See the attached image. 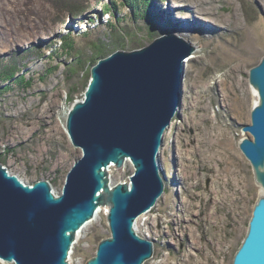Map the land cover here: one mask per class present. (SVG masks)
I'll return each instance as SVG.
<instances>
[{"label":"rangeland","instance_id":"rangeland-1","mask_svg":"<svg viewBox=\"0 0 264 264\" xmlns=\"http://www.w3.org/2000/svg\"><path fill=\"white\" fill-rule=\"evenodd\" d=\"M81 1L88 3L76 11L65 0H0V163L28 184L50 181L61 194L69 171L83 154L72 143L66 121L74 102L84 97L91 60L101 58L96 46H104V57L117 49L143 46L161 34L186 33L183 38L194 50L189 64V56L184 60L182 103L160 150L164 193L151 212L136 220V231L153 242V257L144 264H233L260 193L239 141L250 135L242 129L251 122L254 99L249 71L264 57V0H214L207 5L203 0L192 7L186 0ZM235 12L240 24L223 22ZM194 17L209 30L193 25ZM118 34L122 42L116 41ZM249 37L255 41V52L241 50ZM235 62L241 65L238 78L246 83L247 102L242 108L226 96L236 110L227 115L219 95L225 90L215 84ZM191 82L199 87H191ZM205 82L210 85L203 86ZM192 96L199 100L197 108ZM178 130L181 137L176 136ZM194 133L209 142L204 156L191 140ZM228 161L240 179L231 175L228 181L222 173L215 180ZM134 171L130 165L108 170L112 184L130 182ZM217 189H236L239 200L216 197ZM100 209V217L76 237L69 264H87L99 243L111 236L109 207ZM171 213L184 219L180 230L169 224ZM219 241L220 251L213 244Z\"/></svg>","mask_w":264,"mask_h":264},{"label":"water","instance_id":"water-1","mask_svg":"<svg viewBox=\"0 0 264 264\" xmlns=\"http://www.w3.org/2000/svg\"><path fill=\"white\" fill-rule=\"evenodd\" d=\"M193 50L183 37L167 33L92 65L84 97L67 116L69 137L83 154L61 194L50 181L25 183L0 163V258L69 264L76 235L105 205L111 236L87 264H144L153 257V242L138 234L136 219L164 193L160 150L182 103L184 60ZM249 85L251 122L242 129L250 135L240 139L239 148L260 193L233 264H264V57L250 69ZM128 160L135 168L131 181L112 184L109 166L121 168Z\"/></svg>","mask_w":264,"mask_h":264},{"label":"bare ground","instance_id":"bare-ground-1","mask_svg":"<svg viewBox=\"0 0 264 264\" xmlns=\"http://www.w3.org/2000/svg\"><path fill=\"white\" fill-rule=\"evenodd\" d=\"M184 1V0H183ZM187 1V3H188V5L189 6H195V4H196V2L197 3H199V2H201V5L202 4H204V3H202V1L203 0H186ZM264 2V1H263ZM205 3H206V5L207 4H212V3H214V0H205ZM152 6V5H151ZM170 8L171 7H169L168 9H169V11L168 12H171V10H170ZM188 8V7H187ZM208 8V7H207ZM226 10V9H225ZM188 11H190V12H192V9H188ZM194 11V10H193ZM167 12V13H168ZM214 13V12H213ZM216 20V19H215ZM192 22H193V25H199V24H197V23H200V22H198V19L196 18V17H194L192 20H191ZM223 22H229L230 24H232V23H235L236 25H238V24H240V18H239V14H238V12H235V14L233 15V17H231L230 19H225V18H223ZM179 24V23H178ZM184 25V24H183ZM224 25V24H223ZM185 27H190L189 25L187 26H185ZM211 27V26H210ZM197 28H199L200 30H209V25L208 24H206V23H204V22H201L200 23V27L198 26ZM185 34L186 33H182V34H179V36H181V37H185ZM255 41H253V39H252V37L250 38H248V39H246L244 42H243V44H242V46H241V50H243V51H246V52H255ZM192 55V54H191ZM191 57L192 56H189L188 58H187V63L189 64V62L191 61ZM234 60V59H233ZM188 67V66H187ZM240 68H241V65H240V63L239 62H235L233 65H231L230 66V68H229V70L227 71V73H225V75L223 76V78L218 82H216V86H218V85H221L222 87H223V89L225 90V94H222V93H219V95H220V99H222L223 100V105H224V111L227 113V115L228 114H230V113H233V112H235L236 110L228 103V102H226V96H228V97H230L233 101H234V104H235V102H237V104L239 105V106H241L242 108L244 107V105H246V102H247V98H246V91H247V89H246V83L242 80V79H240V78H238V72L240 71ZM6 80V79H5ZM195 85V87H199V86H197L196 84H195V82H191V87L192 86H194ZM210 84H209V82H205L204 83V85L203 86H209ZM183 88H184V86H183ZM238 91H240L241 93L243 92V96H240V94L238 95ZM245 92V93H244ZM228 93V94H227ZM234 94H235V96H234ZM191 100H192V102H195V108H197V104L199 105V100L196 102L195 101V99H194V96H192L191 97ZM194 106V105H193ZM191 122V126H194V125H197V124H195L193 121H190ZM222 134V133H221ZM183 135V133L180 131V130H178L177 131V137H181ZM193 139V141L194 140H196L197 141V143L199 144V152H200V154L202 155V156H204V152H205V147L209 144V142L207 141V140H205V139H203L202 138V134H198V133H194L193 135H192V137H191V140ZM228 139L229 140H227V142H226V144H230V137H228ZM218 143V142H217ZM218 144H220V143H218ZM114 164V163H113ZM125 165H130V166H133V163L130 161V160H128L126 163H125ZM114 165H110L109 166V168H108V170H110L112 167H113ZM232 166H233V164H232V162H230V161H228L227 162V165L225 166V168L224 169H222V170H219L218 171V175L214 178L215 180L216 179H220V176H221V174L222 173H225L226 174V177L228 178V181L230 180V177H231V175H234V176H236V178L238 177H240L239 176V173L238 172H236V170H232ZM12 173V172H11ZM18 177H20L19 175H17ZM22 181H24L22 178H20ZM213 179V180H214ZM240 179V178H239ZM25 183H26V181H24ZM228 184V183H227ZM234 191H232V192H227V190L226 191H222V190H219V189H217L216 190V193H215V196L216 197H219L221 194H223V197L224 198H230V199H232L231 201H233V199H238L239 198V196H238V191L236 190V189H233ZM214 199V198H213ZM239 200V199H238ZM230 201V200H229ZM235 203V202H234ZM184 204H185V202L183 201H181V205H182V207H183V212H184ZM152 210V209H151ZM151 210H150V212H151ZM101 212H102V210L100 209L99 211H98V213H97V215H96V218L95 219H93V220H91V221H89V222H87L83 227H82V229L78 232V234L76 235V237H78L79 236V234L82 232V231H84L87 227H89L98 217H100V214H101ZM148 212H145V213H143V214H141L140 216H138L137 217V221L138 220H140L144 215H146ZM168 218H169V224H173L175 227L174 228H176L177 230H180L179 229V227L181 226L180 224L182 223V221H184V219H182V218H180V216L177 214V215H174L173 213H171V214H169L168 216H167ZM186 219V218H185ZM188 226L186 225V226H184V230L187 228ZM184 230L182 231V232H184ZM191 238L193 239V244L194 245H197V242H196V240H195V236H194V234L192 233L191 234ZM215 246H216V249L217 250H221V248H222V242L221 241H219L218 243H213ZM0 261L1 262H3V263H7V264H9V262H7V261H5L3 258H0Z\"/></svg>","mask_w":264,"mask_h":264},{"label":"trees","instance_id":"trees-1","mask_svg":"<svg viewBox=\"0 0 264 264\" xmlns=\"http://www.w3.org/2000/svg\"><path fill=\"white\" fill-rule=\"evenodd\" d=\"M56 1H59V0H56ZM65 2H66V4L67 3H70V2H72L71 3V5L73 6V9L72 10H76V11H79V9L80 10H82L83 9V7H84V5H85V2L86 3H88L87 1H81V0H65ZM146 3H147V1H146ZM71 7V6H70ZM73 12V11H72ZM75 13H77V12H75ZM138 13V12H137ZM72 14H74V13H72ZM137 15V14H136ZM145 14H142V13H140V16H144ZM148 16V18H149V20H150V16L148 15V14H146L145 15V17H147ZM118 38L117 37H115L116 38V41H119V42H122V39H123V37H121L122 35H119L118 34ZM98 46V45H97ZM96 46V50H98V55H100L101 57H103L102 56V54L104 53V46L101 44V46H99V47H97ZM76 52V51H75ZM77 53H75V55H76ZM77 58L79 59V63H83L82 62V60H81V57L80 56H77ZM97 57H95V58H93L91 61H92V65L93 64H95L96 63V61L99 59V58H97ZM79 63H78V66H79ZM13 77V76H12Z\"/></svg>","mask_w":264,"mask_h":264}]
</instances>
